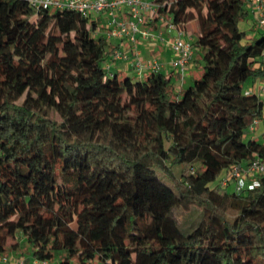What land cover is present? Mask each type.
<instances>
[{
	"label": "trees",
	"instance_id": "1",
	"mask_svg": "<svg viewBox=\"0 0 264 264\" xmlns=\"http://www.w3.org/2000/svg\"><path fill=\"white\" fill-rule=\"evenodd\" d=\"M151 1L178 30L195 24L203 73L186 87L173 70H112L95 15L0 0L1 258L264 264V172L220 184L264 159L247 136L264 113L247 87L264 78V26L240 30L249 0ZM192 207L200 218L180 225L174 211Z\"/></svg>",
	"mask_w": 264,
	"mask_h": 264
},
{
	"label": "built area",
	"instance_id": "2",
	"mask_svg": "<svg viewBox=\"0 0 264 264\" xmlns=\"http://www.w3.org/2000/svg\"><path fill=\"white\" fill-rule=\"evenodd\" d=\"M34 9H63L68 8L79 12L83 16L105 14L107 21V38L125 41L135 47L130 63L133 71L139 77L145 73L163 70V64L157 59L145 58L137 50V39L161 40L164 38L159 32L148 27L150 21L157 20L168 31H175V37L170 46L173 58L170 60V68L177 74H184L187 65L193 58V45L190 38L186 37L185 31L178 30L168 17L157 14V6L151 0H27ZM257 21L264 26V0H249ZM114 61H128L130 56L120 48H115L111 53ZM109 68V66H106ZM264 92V85L261 87ZM264 172V159L254 160L248 166L234 167L230 176H223L220 184L226 185L229 179L236 183V189H241L246 184L247 177L255 173ZM232 177V178H231ZM256 180L247 184L249 189L257 186ZM4 264H26L24 258L17 257L13 260L3 258ZM34 264H48L46 261L35 260Z\"/></svg>",
	"mask_w": 264,
	"mask_h": 264
},
{
	"label": "crops",
	"instance_id": "3",
	"mask_svg": "<svg viewBox=\"0 0 264 264\" xmlns=\"http://www.w3.org/2000/svg\"><path fill=\"white\" fill-rule=\"evenodd\" d=\"M255 19V18H254ZM149 28L154 29L155 32H160L162 34V37L164 38L163 41L161 40H155V41H144L145 44L142 46H139L138 44L136 45L138 48L137 50L140 51L141 55L145 58H149V55H152L155 57L154 59H157L160 63L163 64V72L167 73L170 72L172 69L170 68V60L173 58V52L170 46L171 40L175 37V31L168 32L165 28L164 25H161L157 20L153 19L150 21ZM253 27V25H252ZM186 37L189 38L188 32L185 31ZM249 36H252L249 35ZM112 45L116 46V48H120L130 57L133 55V46L125 41H121L118 39H111ZM197 50V49H196ZM196 50H194L193 58L191 62L187 65L186 71L184 72L186 75H174L173 76V81L175 82L176 87H181L183 83L187 80V83L189 82L188 80H193L196 72V63H197V58L195 57ZM149 53V54H147ZM107 62H110L111 69L117 72L119 75L123 73L124 71L130 70L131 65L129 61H124V63H120L121 61H112L111 58L109 57ZM116 62L119 63V68L117 67ZM193 64V66H192ZM195 68V69H194ZM136 77V74H134ZM146 73L142 76L145 77ZM191 82L188 83V85ZM264 85V78L255 80L253 82H249L247 87L251 88L254 92H256L260 99L264 101V92L261 91V87ZM247 136L249 138H254L260 142L264 141V113H262L261 119H259L253 127L249 130ZM19 256H23L25 263L26 264H34L35 260L31 257L30 252H24L23 254H20V251L12 252L9 257L6 259L13 260ZM0 264H4L3 258L0 257Z\"/></svg>",
	"mask_w": 264,
	"mask_h": 264
},
{
	"label": "rangeland",
	"instance_id": "4",
	"mask_svg": "<svg viewBox=\"0 0 264 264\" xmlns=\"http://www.w3.org/2000/svg\"><path fill=\"white\" fill-rule=\"evenodd\" d=\"M246 8H247V10H248V12H249V14H248V16L246 17V19H243V20H241L239 23H238V26H239V28H240V30L241 31H245L246 32V34L249 36V35H251L252 34V36H254V37H259L260 36V34H261V30H260V28L258 29H255V30H251L252 29V25L255 23V19H254V17H255V15H254V13H253V10H252V6H251V4H249V2H247L246 3ZM96 16V18H98V20H99V23L101 24V25H106L107 24V21H108V19H109V17L107 16L106 17V15L105 14H101V15H95ZM194 31H195V24L194 23H190L188 26H187V32H188V35H189V38H190V42H192V44H193V42H194V40H195V38H196V34H194ZM144 41H147V40H141V39H137V44L139 45V46H142V45H144L145 44V42ZM133 46V45H132ZM136 48H138L137 46H136ZM197 48H195L194 47V45H193V52H194V50H196ZM134 50H135V47L133 46V50H132V52H134ZM147 54H149V53H147ZM149 57V59H153V58H155V57H153L152 55H149L148 56ZM195 57L197 58V63L195 64L196 65V72H195V76H196V78L197 77H200L201 75H202V73H203V66H202V64L201 63H199L200 62V58H201V56H200V52H199V50L197 49L196 50V53H195ZM132 57H130V59L128 60L130 63H132ZM124 63V61H121L120 63ZM116 66L117 67H115L116 69L117 68H119L118 66H119V63L118 62H116ZM192 66H193V64H192ZM195 69V68H194ZM135 74V72L132 70V67L130 68V70H127V71H124L123 73H121L120 74V76H122V75H126V76H130L132 79H137V77L134 75ZM179 75H186L185 73L184 74H179ZM189 82H192L191 80H188ZM188 82V83H189ZM188 83H187V80L185 81V83H183L182 84V87H186L187 85H188ZM51 117L53 118V119H56V120H58L59 118H58V116L55 114V113H51ZM232 188H233V184H229V186H228V191L230 192L231 190H232ZM173 216H174V218H175V220L180 224V225H183V226H190V224H192V223H195L199 218H200V210L199 209H197V208H191L189 211H184V210H175L174 211V213H173ZM181 228V230L184 232V233H187L188 232V230L187 229H184V228H182V227H180ZM23 249V248H22ZM28 250V249H27ZM23 251L24 252H28V251H25V249H23ZM61 256H62V254L60 253V252H57L56 254H55V256L53 257V259L51 260V262H50V264H58V261L60 260V258H61ZM92 260V264H102L100 261H98V259H96V258H94V259H91Z\"/></svg>",
	"mask_w": 264,
	"mask_h": 264
}]
</instances>
